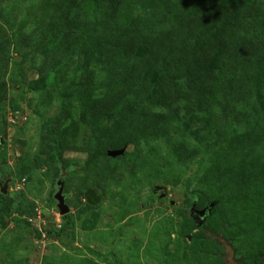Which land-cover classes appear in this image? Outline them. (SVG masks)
Masks as SVG:
<instances>
[{
    "label": "rangeland",
    "instance_id": "374dc122",
    "mask_svg": "<svg viewBox=\"0 0 264 264\" xmlns=\"http://www.w3.org/2000/svg\"><path fill=\"white\" fill-rule=\"evenodd\" d=\"M227 2L0 0V264L264 262V57L232 54L222 109L221 39L194 83L173 72Z\"/></svg>",
    "mask_w": 264,
    "mask_h": 264
},
{
    "label": "trees",
    "instance_id": "16d2710c",
    "mask_svg": "<svg viewBox=\"0 0 264 264\" xmlns=\"http://www.w3.org/2000/svg\"><path fill=\"white\" fill-rule=\"evenodd\" d=\"M113 0H93L94 7L101 9L102 13H106L107 11V6L109 5V2H112ZM108 3V4H107ZM215 1L212 3L214 4ZM205 6L201 1L199 4L194 6L193 8V14L192 17L196 18L199 17L205 9ZM216 5H214L215 7ZM213 7V9H214ZM217 8V7H216ZM219 14V15H218ZM215 17V21H217V24L220 27V30L215 37L214 40L210 41H203L199 48V54H196V57L191 56L184 58L180 60L175 67L173 68V72H180L182 73V76L184 77L185 80L190 81V79L200 78L202 74L204 75L206 72V66H207V61L212 62L214 59H211L207 57V55L212 54V51L215 53L219 54V49L218 45L217 48L215 49L213 41L216 42V40L219 38L222 40V43L226 46L227 50L224 51L226 55L227 53L231 52L229 57H225L221 59V63L219 64V67L216 70L215 74V79L218 80L216 82V86L214 85L213 87L210 88V91H207V87H210L209 82H203V85L205 86L204 92H205V102L207 100H212L215 108L216 109H222L223 105L225 108L227 105L224 104L223 97L221 98V93H228V91H225L226 89V84L225 82L229 80L232 76V74H229L227 72V69L229 66L235 64V57L232 54H235L242 46L246 45L249 47V49L243 50L244 53L249 54L251 53L250 50L255 51L258 50V56L259 58L262 56L264 57V3L261 2V0H237V2L233 5H230L227 3H224V7L221 8L217 13ZM73 30H69V33H71ZM68 33H60L57 35L55 42L58 46L62 45V40L67 35ZM262 38V40H261ZM209 40V38H208ZM259 40H261V45H259ZM236 51V52H235ZM238 53V52H237ZM239 54V53H238ZM245 58V55H243ZM196 58H198V62L196 61ZM196 61V62H195ZM262 62V60H261ZM141 65V75L144 69H147L145 67L144 61L140 62ZM237 73V72H236ZM264 73V71H263ZM50 73L48 74V76ZM133 75V74H132ZM140 75V76H141ZM179 75V74H178ZM197 75H200L199 77ZM51 76V75H50ZM138 77V75H137ZM52 78V76L50 77ZM178 78V77H177ZM125 80V79H124ZM123 78H120L118 83L124 81ZM226 80V81H225ZM191 82V81H190ZM194 83L193 81L191 84ZM264 85V75L263 79L260 80L258 83V86L261 88V86ZM172 87H175V90H173L174 93L179 92V85L175 86H169L168 89L169 91L171 90ZM259 88V89H260ZM217 89V90H216ZM257 89V92L258 90ZM217 92V94H216ZM175 104L179 103V106L183 103L185 100V97L183 94H178L174 97ZM229 129H234L236 126L234 123H229L228 124ZM57 139V138H56ZM216 200V199H215ZM219 200V199H217ZM224 200V198L220 199V201ZM69 215L66 213L63 215V218L66 220V222L69 220ZM17 222H21V220H17ZM46 234L48 236L54 235L52 231H47ZM36 236L39 237L40 233H36Z\"/></svg>",
    "mask_w": 264,
    "mask_h": 264
},
{
    "label": "water",
    "instance_id": "95a60500",
    "mask_svg": "<svg viewBox=\"0 0 264 264\" xmlns=\"http://www.w3.org/2000/svg\"><path fill=\"white\" fill-rule=\"evenodd\" d=\"M116 153H118V151L108 152L109 155H114ZM62 188H63L62 187V183H59V187H58V190L56 192V196L55 197H56V200H57V207L59 209L60 215H65L66 213H68L69 209H68L67 205L64 203V199H63V196H62ZM89 197H90L89 195L86 196L87 201L89 203H92V202L89 201ZM199 220H201V219L199 218ZM199 225H200V222H196V226L199 227ZM262 264H264V262Z\"/></svg>",
    "mask_w": 264,
    "mask_h": 264
},
{
    "label": "flooded vegetation",
    "instance_id": "af4514ba",
    "mask_svg": "<svg viewBox=\"0 0 264 264\" xmlns=\"http://www.w3.org/2000/svg\"><path fill=\"white\" fill-rule=\"evenodd\" d=\"M191 209H192V208H191ZM191 209H190V210H191ZM197 219L199 220V218H197Z\"/></svg>",
    "mask_w": 264,
    "mask_h": 264
}]
</instances>
